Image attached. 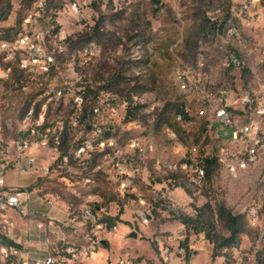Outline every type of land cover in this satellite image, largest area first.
<instances>
[{
	"label": "rangeland",
	"instance_id": "obj_1",
	"mask_svg": "<svg viewBox=\"0 0 264 264\" xmlns=\"http://www.w3.org/2000/svg\"><path fill=\"white\" fill-rule=\"evenodd\" d=\"M8 1L6 17L0 14L1 35L53 29L57 38L50 47L56 51L60 71L52 82L67 84L72 91L82 87L86 114L93 106H100L105 126L117 130L114 137L122 152L129 139L147 135L163 157H173L181 145L184 149L198 145L204 134L207 138L202 152L215 150L219 143L209 138L205 119L195 117L196 88H225L234 98L260 94L264 100V0ZM227 54L241 60L242 66L224 67ZM11 85L0 109L6 143L17 140L22 116L37 91L16 74ZM68 102L69 94L63 104L49 106V122L54 127L64 124L61 148L67 154L78 142L83 125L90 123L82 120L71 125ZM178 116L192 126L185 128ZM168 131L175 139L167 136ZM210 134L214 135V129ZM38 163L45 164L42 160ZM139 171L140 181L135 186L137 194L149 202L151 222L147 226L136 215L137 194L119 190L117 173L102 155L88 173L71 164L70 168H54L52 175L43 178L37 173L10 171L7 181L32 188V210L47 212L57 221L67 217L81 221L84 208H100L96 215L102 230L84 223L86 235L66 232L64 241L62 236L52 238L61 249L64 243L86 245L88 239L103 242L110 235L109 246L100 243V248L96 247L93 264H115L118 259L129 264H168L161 249L171 256L169 264H264V162L237 174H229L218 165L201 187L190 186L182 176L157 171L151 162L141 165ZM85 176L89 182L84 181ZM152 193L168 194L171 209L155 204ZM220 205L239 219L242 233L237 245L217 250L213 257L214 243L221 244L229 236L225 221L218 215ZM199 212L205 230L199 234L185 230L175 219ZM117 216V230L112 235L115 230L109 231L105 220ZM14 222L19 224V219L14 218ZM28 229L33 232L31 225ZM208 232L213 243L206 238ZM38 233L42 239L44 232ZM132 233L136 238H129ZM156 239L161 241L160 247ZM31 240L27 246H34ZM182 242L189 261L183 256L179 263L175 252Z\"/></svg>",
	"mask_w": 264,
	"mask_h": 264
},
{
	"label": "built area",
	"instance_id": "obj_2",
	"mask_svg": "<svg viewBox=\"0 0 264 264\" xmlns=\"http://www.w3.org/2000/svg\"><path fill=\"white\" fill-rule=\"evenodd\" d=\"M4 17L6 14H1V18ZM29 21L28 18L26 23ZM55 38L57 36L53 29L36 33L25 31L9 36H2L0 33V109L9 95L15 73L30 81L37 90L32 94L16 131L17 140L11 143L3 141L0 117V264H71L78 258H94L97 255L96 247L100 248V243L102 244L88 239L86 245L64 243L61 249H58L52 238L62 236L61 241H64L66 232H81L86 235V232L82 231L84 223L97 231L102 230V224H99L96 215L100 208H84L81 211V221L77 222L73 218L57 221L47 212H34L31 208L34 194L32 188L9 184L7 174L10 171L21 174L37 173L43 178L52 175L54 168H70L71 164H74L82 172L88 173L96 158L102 155L117 173L119 190L137 194L135 184L140 181L139 167L148 162H151L157 171L182 176L192 187H201L205 183L208 158H215L218 165L225 168L229 174L246 171L264 162V100L260 98V94H243L234 98L225 88L210 91L199 87L194 90V101L197 105L195 117L205 119L209 138L212 137L219 143L215 150L207 149L202 152L201 145L207 138V134H204L198 145L187 149L181 145L173 157L160 156L150 135L132 137L126 142L125 151H120L114 137L117 130L115 127L105 126L100 106H93L89 115L86 114L83 88L72 91L67 84L59 86L52 82L51 78L60 71L56 51L50 47ZM60 53L65 56L63 51ZM241 66V60L233 54L225 56L224 67ZM182 77L179 76L181 82ZM40 88H43V92ZM68 94L69 123L77 126L82 120L90 121L83 125L78 142L69 154L61 148V136L65 133L63 122L57 123L55 127L49 122V106L52 103L63 104ZM177 120L185 128L192 126V122L184 120L181 116H178ZM213 129L214 135H211ZM167 136L175 139L172 131H168ZM38 160L45 164H39ZM83 179L89 182L88 177ZM151 198L165 210L171 209L168 194L158 196L152 193ZM136 200L139 207L136 212L138 220L147 226L151 222L149 202L138 194ZM35 201L43 205L38 198ZM14 218L19 219V224H15ZM28 225L32 226L33 232L28 229ZM112 230H115V227ZM42 231L44 237L41 239L38 232ZM179 238L182 239L181 231ZM29 240L36 245L33 243L34 246H27ZM155 243L160 247L161 241L156 239ZM186 251L182 242L175 252L179 263L180 258L184 256L185 259ZM161 252L164 261L169 264L172 261L171 256L163 249ZM115 264L129 262L118 259Z\"/></svg>",
	"mask_w": 264,
	"mask_h": 264
},
{
	"label": "trees",
	"instance_id": "obj_3",
	"mask_svg": "<svg viewBox=\"0 0 264 264\" xmlns=\"http://www.w3.org/2000/svg\"><path fill=\"white\" fill-rule=\"evenodd\" d=\"M9 9H10L9 1L8 0H0V14H6L7 15ZM15 74L18 78H21L18 73H15ZM181 114L184 116V118H186V115L183 113V111H181ZM217 166H218V163H217L215 158H208L206 160V181L210 179L211 175L214 172V169ZM218 215H219L220 219L225 221V223L227 225V233L229 234V236L227 238H223L221 240V244H215L214 243V250H213V254H212L213 257L217 256V254H216L217 250H220L222 248H230V247H232V245H234L232 243H236V245H237L236 239L242 233V230H241L242 224L239 221V219L237 217H233L231 215V213L223 205H220L218 207ZM202 218H203V215L201 214V212H199V214H197L194 217L179 215L175 219L180 225H182L184 227L185 230L193 231L195 234H199V233H202L205 231L201 225V219ZM117 222H119L118 216L115 218H107L105 220V223H107V226H106L107 229L109 231H111V229H113L115 227V224ZM206 238L212 242L210 235H209V232L206 233ZM188 261H189V255H186L185 256V262H188Z\"/></svg>",
	"mask_w": 264,
	"mask_h": 264
},
{
	"label": "crops",
	"instance_id": "obj_4",
	"mask_svg": "<svg viewBox=\"0 0 264 264\" xmlns=\"http://www.w3.org/2000/svg\"><path fill=\"white\" fill-rule=\"evenodd\" d=\"M12 185V184H11ZM71 217H67L65 219H62L60 221H64L66 219H70ZM116 230L117 228L115 229V232L114 233H111L112 235H114L116 233ZM110 236V235H109ZM109 236L105 239V241L102 242V245L105 247V246H109ZM92 258H89L88 260H83V257L82 258H78L75 262L71 263V264H93V262L91 261Z\"/></svg>",
	"mask_w": 264,
	"mask_h": 264
},
{
	"label": "water",
	"instance_id": "obj_5",
	"mask_svg": "<svg viewBox=\"0 0 264 264\" xmlns=\"http://www.w3.org/2000/svg\"><path fill=\"white\" fill-rule=\"evenodd\" d=\"M129 238H136V234L135 233H132Z\"/></svg>",
	"mask_w": 264,
	"mask_h": 264
}]
</instances>
